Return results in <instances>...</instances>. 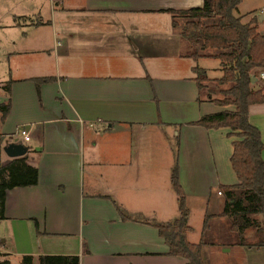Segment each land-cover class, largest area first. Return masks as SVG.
<instances>
[{"label": "crops", "instance_id": "0c3cea01", "mask_svg": "<svg viewBox=\"0 0 264 264\" xmlns=\"http://www.w3.org/2000/svg\"><path fill=\"white\" fill-rule=\"evenodd\" d=\"M203 2L20 0L18 7L26 10L19 8L10 23L0 24V104L11 102L5 119L0 110V166L12 159L4 147L23 142L18 133L25 128L31 135L24 143L27 163L39 169L36 185L7 191L6 218L0 219V229L8 231L2 234L0 252L7 254L2 259L20 264L21 258H11L15 251L20 257L34 255L36 264L42 254H79L80 264L187 262L167 254L169 247L156 227L123 220L112 199L132 217H178L170 135L177 138L179 177L190 209L189 241L203 237V229L199 234L191 225L189 195L203 198L215 183L238 182L231 163L236 139L231 128L193 124L204 115L235 108L213 102L221 96L201 92L195 79V66L215 79L208 72L218 73L221 64L204 65L202 60L210 57L183 55L186 44L173 27L170 10ZM16 16L23 17L19 24ZM262 19L257 25L264 34ZM48 76L57 79L42 83L39 95L34 79ZM3 81H11L10 93L3 91ZM249 117L264 142V103L252 104ZM87 142L92 149L85 176ZM262 155L264 159V149ZM97 174L107 183L102 190L93 179ZM210 174L212 184L204 178ZM222 211L209 219L205 262L264 264V246L249 240L256 235H244L248 245L210 235L211 220L224 218Z\"/></svg>", "mask_w": 264, "mask_h": 264}, {"label": "trees", "instance_id": "16d2710c", "mask_svg": "<svg viewBox=\"0 0 264 264\" xmlns=\"http://www.w3.org/2000/svg\"><path fill=\"white\" fill-rule=\"evenodd\" d=\"M243 0H204L201 6L181 10H170L173 14V27L184 40L186 46L183 55L199 59L210 57L221 62V77L211 79L207 70L199 65L194 67L197 74L196 81L202 91L213 97L219 94L220 98H212L219 105H234V110H223L217 113L204 115L193 124L207 128L229 127L230 135L236 136L233 141L234 151L231 156L233 169L238 182L232 185L221 184L222 194L228 193L222 215L231 223V229L239 233V243L248 245L244 231L253 221L249 214L260 213L264 221V142L259 128L249 117L252 104L264 103V84L254 81L253 78L264 70V34L259 31L257 17L245 22L242 16L235 14ZM22 16H16L19 24ZM258 71V72H257ZM54 76L35 78L39 95L40 87L44 82H52ZM208 81L210 84L205 83ZM7 91H11V81H8ZM157 100L158 97L156 96ZM10 99L0 104L3 119L10 111ZM179 161L176 160L171 171V182L178 195L179 215L170 221H157L140 215L133 217L114 199H112L123 220H135L152 225L158 229L168 245L167 254L185 258V264H207L203 258L202 249L209 242V219L207 214L203 227V237L197 243L188 240V233L192 230L189 224L190 209L187 204V195L180 182ZM39 181V169L27 163V157H14L0 166V219L6 218L5 202L7 191L14 187L36 185ZM244 194L242 199L236 194ZM39 230L38 221L35 220ZM263 235L254 243L264 246V227H260ZM1 245V240H0ZM85 252H89L85 245ZM7 254L0 252V264H12ZM79 254H42L40 264H80ZM20 264H34V255L26 254Z\"/></svg>", "mask_w": 264, "mask_h": 264}, {"label": "rangeland", "instance_id": "374dc122", "mask_svg": "<svg viewBox=\"0 0 264 264\" xmlns=\"http://www.w3.org/2000/svg\"><path fill=\"white\" fill-rule=\"evenodd\" d=\"M245 2L242 3V5L240 6V8L238 7V9L235 10V14L238 16H242L244 20H251L253 18V15H255L257 18V21L260 22L261 20L263 21L262 18L264 13H261L264 10V0H244ZM20 0H0V24L2 23H10L11 19L15 16V12H18L19 8L17 4H19ZM253 4H256L257 9H254V11H249V13L247 12L248 8L250 6H252ZM251 8V7H250ZM20 10L24 11L26 9L20 8ZM250 18V19H249ZM204 65H206L207 63H210L211 61H215L216 63H218V65L221 64L220 60L217 59H213V58H207V62H205L204 60H202ZM7 68V66H4V69ZM214 70L210 69L209 70V76H215L216 78L220 76V74H223L221 68L219 70L218 73L213 72ZM1 72V69H0ZM258 72V71H257ZM258 73H256L257 75ZM214 79V78H213ZM3 91H6V87H7V83H5V81H3ZM205 83H209L208 81H206ZM136 138L137 135L136 133H134L133 135V145H136ZM171 140L169 142H167L168 148L167 150H169V148H173V153L171 151L172 157H173V165L176 162V160L179 161L178 159V144H177V138H175L174 135H170ZM92 149V145L91 143H86L85 147H84V151L86 152L85 155V176H88L90 174V165L88 164V156H87V152L91 151ZM205 180L207 179L206 183H208L209 181H211V184L213 183L214 177L210 174V175H204ZM93 179L96 180V185L98 187H100V189L102 190L103 188L106 187L107 183L100 180V175H94ZM210 187H212V190L210 191ZM223 188V187H222ZM222 188L220 187V185H218V183L213 184L211 186H209L208 188H206L205 190H208L207 194L203 197V198H199V195H189V199H190V206L192 208V218H191V225L194 228H197L199 234H201V229H203V225H204V220H205V214H214L216 211L223 210L225 208V204L227 202V198H228V193L226 191H224L223 194H219V190H222ZM240 192H237V196L241 197L242 199L245 198L244 194L241 192H244L242 190H238ZM129 213V212H128ZM135 215V214H134ZM250 219L253 221V223L245 229L244 234L245 235H256L257 237L254 238H249L250 241H258L259 238L262 237L263 232H261L260 227H264V221L263 218L261 216L260 213H251L249 214ZM4 231L6 230H2L0 229V240L3 238L2 234L4 233ZM34 235V239L39 240L38 238V234H33ZM210 235H220L221 237H219L220 240H223L222 242H226L227 244H229L232 240H237L238 241V235L239 233L236 231H233L231 229V223L230 220L227 217L224 218H220L219 216L213 217V219L211 220V234ZM228 236V237H227ZM225 237V238H224ZM228 238V239H226ZM10 242V240H9ZM14 250V248L12 247V251ZM11 251V252H12ZM12 260H17L19 258L22 259V257H20L15 251L12 252ZM17 262V261H15ZM36 264V262L34 263ZM40 264V263H37Z\"/></svg>", "mask_w": 264, "mask_h": 264}, {"label": "water", "instance_id": "95a60500", "mask_svg": "<svg viewBox=\"0 0 264 264\" xmlns=\"http://www.w3.org/2000/svg\"><path fill=\"white\" fill-rule=\"evenodd\" d=\"M253 80L257 81V77L255 76ZM4 151L9 157H21L27 154V152L29 151V147L21 141L11 142L4 147Z\"/></svg>", "mask_w": 264, "mask_h": 264}, {"label": "built area", "instance_id": "2783aa9c", "mask_svg": "<svg viewBox=\"0 0 264 264\" xmlns=\"http://www.w3.org/2000/svg\"><path fill=\"white\" fill-rule=\"evenodd\" d=\"M257 79L262 83L264 84V70L260 71L258 74H257ZM19 137L23 138V143H26L28 142L30 139H31V135H30V132L25 129V128H21L19 130ZM219 194H222V191H219Z\"/></svg>", "mask_w": 264, "mask_h": 264}]
</instances>
